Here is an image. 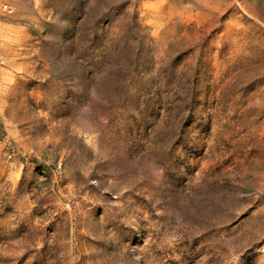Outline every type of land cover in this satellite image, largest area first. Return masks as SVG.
Here are the masks:
<instances>
[{
  "label": "rangeland",
  "instance_id": "obj_1",
  "mask_svg": "<svg viewBox=\"0 0 264 264\" xmlns=\"http://www.w3.org/2000/svg\"><path fill=\"white\" fill-rule=\"evenodd\" d=\"M0 264H264V0H6Z\"/></svg>",
  "mask_w": 264,
  "mask_h": 264
},
{
  "label": "built area",
  "instance_id": "obj_2",
  "mask_svg": "<svg viewBox=\"0 0 264 264\" xmlns=\"http://www.w3.org/2000/svg\"><path fill=\"white\" fill-rule=\"evenodd\" d=\"M12 12L10 3L6 0H0V85L2 84L4 72L6 69V56L4 54L5 36H6V16Z\"/></svg>",
  "mask_w": 264,
  "mask_h": 264
}]
</instances>
